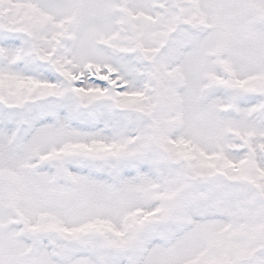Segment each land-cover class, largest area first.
Wrapping results in <instances>:
<instances>
[{"label":"snow or ice","instance_id":"1","mask_svg":"<svg viewBox=\"0 0 264 264\" xmlns=\"http://www.w3.org/2000/svg\"><path fill=\"white\" fill-rule=\"evenodd\" d=\"M0 264H264V0H0Z\"/></svg>","mask_w":264,"mask_h":264}]
</instances>
